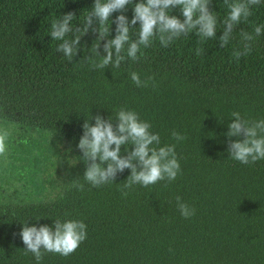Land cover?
I'll list each match as a JSON object with an SVG mask.
<instances>
[{
  "label": "trees",
  "instance_id": "obj_1",
  "mask_svg": "<svg viewBox=\"0 0 264 264\" xmlns=\"http://www.w3.org/2000/svg\"><path fill=\"white\" fill-rule=\"evenodd\" d=\"M137 2L124 12L129 20ZM93 4L0 0V119L25 127L35 145L50 140L55 147H40L37 165L47 178L29 187L34 199L0 207V264H37L32 253L25 254L21 229L26 223L52 226L55 219L83 221L87 238L67 257L45 252L39 264H264V160L232 159L226 136L233 112L249 121L264 119V33L251 42L249 55L239 60L233 55L242 48V31L254 34L264 25V0L251 6L252 15L234 27L225 47L219 37L230 10L224 0H211L216 38L201 41L193 31L168 47L154 39L141 48L139 60L126 58L119 68L105 69L87 59L97 33L81 37L71 62L57 51L62 41L50 36L51 22L68 12L76 14L73 26L83 27ZM170 15L183 19L179 6ZM108 25V38H114L116 25L110 20ZM137 32L132 29V39ZM131 72L148 85L137 87ZM121 108L135 111L159 133L155 147L176 145L181 172L175 180L124 189L130 169L100 187L84 179L77 145L85 120L94 124L99 114L115 124ZM173 131L186 139L176 141ZM44 162L63 184L51 182ZM50 188L57 190L54 200ZM177 196L195 215H181Z\"/></svg>",
  "mask_w": 264,
  "mask_h": 264
},
{
  "label": "clouds",
  "instance_id": "obj_2",
  "mask_svg": "<svg viewBox=\"0 0 264 264\" xmlns=\"http://www.w3.org/2000/svg\"><path fill=\"white\" fill-rule=\"evenodd\" d=\"M133 0H94L92 11L85 17L83 27L73 26L76 16L68 12L51 22L50 36L53 40L62 41L57 51L69 61L77 56L81 37L90 30L97 33L95 45L91 46L87 59L94 68L105 69L109 64L119 68L126 58L137 61L143 55L141 48H147L154 39H158L161 46L168 47L181 35H188L193 31L201 41L216 38L217 17L210 10L211 0H139L134 4L131 20L124 14L127 6ZM229 8L224 20V29L219 37L220 47H225L232 38L234 27L242 20L247 21L252 15L251 6L259 5L261 0H224ZM179 6L183 19L170 15L172 9ZM120 14L111 20L113 13ZM115 23V36H110L108 21ZM139 23V27H134ZM132 29H138L136 38L132 39ZM264 33V25H257L254 34L241 32L242 48L235 50L234 58L239 60L252 51V41ZM71 34L72 38H66ZM101 41L103 53L99 51ZM127 45V47H125ZM202 48L196 49L201 55ZM126 53V55H125ZM138 53L140 55L138 56ZM93 57H100L99 61ZM132 82L137 87H146L147 80H141L139 73L131 72ZM151 79V78H149ZM231 123L228 125L226 136L227 151L232 159L242 164L255 163L264 160V119L249 121L241 117L239 112H233ZM92 119V117H91ZM95 123L89 121L83 124V134L77 147L82 152L78 160L85 165L84 179L94 187H100L114 182L118 173L130 169V175L124 184V189H131L139 184L143 187L156 184L159 181H173L181 172L180 163L176 155V145L160 144L159 133L150 131L152 125L141 120L138 113L121 108L113 123V118L105 119L97 114ZM176 141H183L185 136L173 131ZM232 137L237 139L232 140ZM8 132L0 129V155L7 151ZM123 151L126 153L122 155ZM129 146H132L129 149ZM83 188L82 184L76 185ZM123 191V190H122ZM127 195V192H123ZM55 194L51 199H55ZM177 206L184 218L195 215V209L190 208L179 196L176 197ZM40 217L36 218L39 220ZM20 236L26 247L25 254L32 253L37 264L42 260L45 252L69 256L77 250L87 238V226L79 220H54L52 226L24 224ZM43 250V251H42Z\"/></svg>",
  "mask_w": 264,
  "mask_h": 264
},
{
  "label": "flooded vegetation",
  "instance_id": "obj_3",
  "mask_svg": "<svg viewBox=\"0 0 264 264\" xmlns=\"http://www.w3.org/2000/svg\"><path fill=\"white\" fill-rule=\"evenodd\" d=\"M0 129L8 132L7 151L4 155H0V207L17 205L18 202L27 201V199L31 202L34 199L35 189L29 187L33 186L34 182L38 186V180L43 181L47 178L45 172L39 173L40 169L37 165L40 147L48 144H50V149L55 147L51 145L50 140L35 145L34 143L38 142L37 139L30 135L25 127L1 119ZM50 153L49 151L47 155ZM51 158L55 160L53 155ZM44 164L49 168L48 174L52 179L51 182L57 183L56 180L59 179L55 177V169L48 166L46 162Z\"/></svg>",
  "mask_w": 264,
  "mask_h": 264
},
{
  "label": "rangeland",
  "instance_id": "obj_4",
  "mask_svg": "<svg viewBox=\"0 0 264 264\" xmlns=\"http://www.w3.org/2000/svg\"><path fill=\"white\" fill-rule=\"evenodd\" d=\"M62 149V148H61ZM63 150V149H62ZM67 155H68V153H62V154H60V158L57 160V162L58 163H60L63 159H65L66 157H67ZM50 171H52V169H50ZM56 181H58L59 183V185H61V184H63V181H60V180H56ZM50 190H51V192H49V193H47V194H49V195H53L54 193H56L57 192V190H55L54 188H50Z\"/></svg>",
  "mask_w": 264,
  "mask_h": 264
}]
</instances>
